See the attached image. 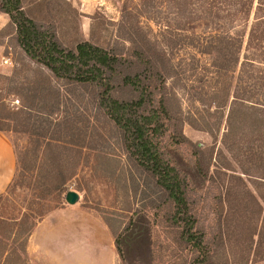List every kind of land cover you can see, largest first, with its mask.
I'll return each mask as SVG.
<instances>
[{
  "label": "trees",
  "instance_id": "trees-1",
  "mask_svg": "<svg viewBox=\"0 0 264 264\" xmlns=\"http://www.w3.org/2000/svg\"><path fill=\"white\" fill-rule=\"evenodd\" d=\"M224 2L228 27L238 18L244 29L211 35L208 50L194 46L198 53L212 55L211 103L216 109H228L223 145L231 158L210 174L206 161L213 148L191 142L181 129L178 134L171 132L180 117L175 112V94L167 91V79L176 70L159 42L137 20L129 22L131 12L124 8L126 21L112 41L105 34L108 22L98 13L91 16L89 36L85 37L80 29L81 14L68 0H0V13L9 18L0 28V44L3 37L13 34L18 48L32 63L46 69L53 81L87 95L97 112L113 123L122 151L143 175L142 198L154 222L162 226V247L168 250L162 254L152 241V264H218L212 251L218 246L227 249L224 264H264V0ZM38 86L32 96L43 100L47 94L41 93L51 87ZM2 94L0 89V105ZM56 100L57 105L58 96ZM54 110L42 114L51 116ZM205 125L202 128L209 132ZM240 128L247 131L237 138ZM37 129L27 130L31 145L24 152L16 151L17 174L21 184L23 170L33 174L27 184L36 190L37 199L48 204H43L34 220L27 214L16 224V218H0V235L5 232V239L24 235L25 258L32 229L48 212L65 205L68 183L85 159L83 149L92 148L86 133L78 140H64L61 128L50 132L48 124H41ZM0 131L5 128L0 126ZM168 139L176 144L178 161L184 144L192 148V158L207 184L204 189L195 188L188 174L165 152ZM234 164L241 175L235 174ZM17 174L15 170L14 176ZM83 187L76 181L73 190L78 193ZM113 237L121 258L120 238L116 232Z\"/></svg>",
  "mask_w": 264,
  "mask_h": 264
},
{
  "label": "rangeland",
  "instance_id": "rangeland-1",
  "mask_svg": "<svg viewBox=\"0 0 264 264\" xmlns=\"http://www.w3.org/2000/svg\"><path fill=\"white\" fill-rule=\"evenodd\" d=\"M68 1L81 14L80 29L85 37L89 36L91 16L98 13L108 22L106 38L117 40L116 32L119 28L122 30L120 24L126 21L128 15L123 11L124 8L131 12L129 22L137 20L141 28L159 42L168 52L176 70L174 76L167 79V91L175 94V112L180 117L171 132L178 134V129H181L182 134L191 142L213 148L206 161L210 174L231 158L223 145L228 109H216L211 103V92H214L212 55L198 53L194 47L206 49L211 42V35H224L227 29L234 34L244 29V22L238 18L228 27L224 17V0ZM8 20L6 14L0 13V28ZM13 36L9 34L2 38L4 49L0 50V89L3 90L4 98L0 105V126L5 128L4 133L12 142L15 158L16 151L24 152L31 145L27 130L33 128L39 131L37 126L41 124H48L50 132L54 128H61L60 136L64 140H78L86 133V139L92 148L83 149L85 159L79 165L75 179L68 183L69 190H73L76 181L81 182L84 187L78 192V206L107 219L113 226L120 238L122 250V257L118 256L116 264H152V241L162 254L168 253L162 247L164 236L160 231L163 228L154 222L147 211L146 200L142 198L145 186L143 175L122 151L113 123L97 112L90 99L81 94L79 88L71 90L70 85L53 81L46 69L32 63L18 48ZM238 69L239 63L235 68L234 84L237 82ZM40 84L51 87V90L41 93L47 94L43 100L32 96L36 92L35 87L38 88ZM36 94L40 96V93ZM43 106L45 111L42 110ZM51 109H56L51 116L42 114ZM205 124L211 129L209 132L202 128ZM246 131L244 128L238 129L237 138ZM177 139L184 142L182 137L178 136ZM183 147L184 153L181 161H178L175 157L178 151L173 139L164 143L165 152L177 167L188 174L191 184L195 188L204 189L207 184L202 180L196 161L192 158V148L188 144ZM234 166L237 171L235 174L241 175L239 167L236 164ZM18 171L19 167L16 166V174ZM23 172L25 181L22 184L17 174L9 189L0 193V218H16L14 224L19 222L23 214H27L29 220H34L43 204H48L37 199L36 190L31 184H27L33 180V174ZM249 187L252 189L250 185ZM14 229L18 228L14 226ZM4 234L5 232L0 235V253L5 254L0 257V264H35L27 253V257H24V235L13 240L11 237L5 239ZM212 251L215 261L224 264L227 249L218 246Z\"/></svg>",
  "mask_w": 264,
  "mask_h": 264
},
{
  "label": "crops",
  "instance_id": "crops-1",
  "mask_svg": "<svg viewBox=\"0 0 264 264\" xmlns=\"http://www.w3.org/2000/svg\"><path fill=\"white\" fill-rule=\"evenodd\" d=\"M1 49L4 46L0 44ZM15 170L12 142L0 131V193L8 187ZM114 232L107 219L77 202L67 203L36 223L28 236L26 253L35 264H116Z\"/></svg>",
  "mask_w": 264,
  "mask_h": 264
},
{
  "label": "water",
  "instance_id": "water-1",
  "mask_svg": "<svg viewBox=\"0 0 264 264\" xmlns=\"http://www.w3.org/2000/svg\"><path fill=\"white\" fill-rule=\"evenodd\" d=\"M79 199V195L76 191L74 190H69L66 195H65V201L68 204H75Z\"/></svg>",
  "mask_w": 264,
  "mask_h": 264
}]
</instances>
